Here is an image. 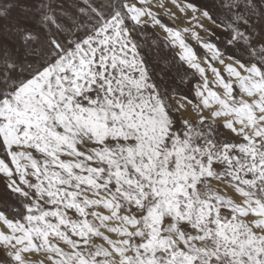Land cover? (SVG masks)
Segmentation results:
<instances>
[{
    "label": "snow or ice",
    "instance_id": "snow-or-ice-1",
    "mask_svg": "<svg viewBox=\"0 0 264 264\" xmlns=\"http://www.w3.org/2000/svg\"><path fill=\"white\" fill-rule=\"evenodd\" d=\"M0 264H264V0H0Z\"/></svg>",
    "mask_w": 264,
    "mask_h": 264
},
{
    "label": "rangeland",
    "instance_id": "rangeland-1",
    "mask_svg": "<svg viewBox=\"0 0 264 264\" xmlns=\"http://www.w3.org/2000/svg\"><path fill=\"white\" fill-rule=\"evenodd\" d=\"M151 43L154 45V47L151 49L149 53V59L152 60L153 62H155V57L157 54L162 56L163 55L171 56V53L168 52L167 49L164 48L159 41L153 39Z\"/></svg>",
    "mask_w": 264,
    "mask_h": 264
}]
</instances>
